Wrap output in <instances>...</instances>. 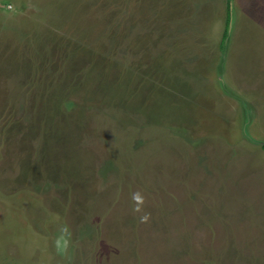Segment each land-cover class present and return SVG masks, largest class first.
Masks as SVG:
<instances>
[{"label":"rangeland","instance_id":"obj_1","mask_svg":"<svg viewBox=\"0 0 264 264\" xmlns=\"http://www.w3.org/2000/svg\"><path fill=\"white\" fill-rule=\"evenodd\" d=\"M263 145L264 0H0V264H264Z\"/></svg>","mask_w":264,"mask_h":264},{"label":"clouds","instance_id":"obj_2","mask_svg":"<svg viewBox=\"0 0 264 264\" xmlns=\"http://www.w3.org/2000/svg\"><path fill=\"white\" fill-rule=\"evenodd\" d=\"M133 199L137 202V205L142 202V197L139 194H135L133 196ZM147 219H148V217L146 215L141 217L142 221H146ZM66 232H67V229L62 230V233H66ZM59 243H60L61 247L65 246L67 244V240L65 239V236L63 234L59 238Z\"/></svg>","mask_w":264,"mask_h":264},{"label":"crops","instance_id":"obj_3","mask_svg":"<svg viewBox=\"0 0 264 264\" xmlns=\"http://www.w3.org/2000/svg\"><path fill=\"white\" fill-rule=\"evenodd\" d=\"M259 64V61H257L255 64H254V66H256V65H258ZM220 79V78H219Z\"/></svg>","mask_w":264,"mask_h":264},{"label":"trees","instance_id":"obj_4","mask_svg":"<svg viewBox=\"0 0 264 264\" xmlns=\"http://www.w3.org/2000/svg\"><path fill=\"white\" fill-rule=\"evenodd\" d=\"M262 147H263V149H264V145H263Z\"/></svg>","mask_w":264,"mask_h":264}]
</instances>
